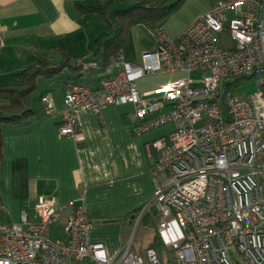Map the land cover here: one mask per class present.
<instances>
[{
	"label": "built area",
	"instance_id": "built-area-1",
	"mask_svg": "<svg viewBox=\"0 0 264 264\" xmlns=\"http://www.w3.org/2000/svg\"><path fill=\"white\" fill-rule=\"evenodd\" d=\"M152 32L156 47L139 63L120 54L118 71L98 88L70 82L57 127L75 138L77 107L121 103L133 106L136 133L171 124L147 144L153 194L134 213L125 244L109 256L88 240L93 224L83 204L38 196L37 220L21 211L18 222L0 221V264H264V0H214L179 33ZM170 73L165 84L139 90L143 76ZM249 77L255 89L234 93ZM41 102L48 107V95ZM147 214L161 250L133 252ZM52 224L61 228L56 238Z\"/></svg>",
	"mask_w": 264,
	"mask_h": 264
},
{
	"label": "crops",
	"instance_id": "crops-1",
	"mask_svg": "<svg viewBox=\"0 0 264 264\" xmlns=\"http://www.w3.org/2000/svg\"><path fill=\"white\" fill-rule=\"evenodd\" d=\"M103 1L0 0V84L16 82L14 73L38 62L39 55L47 56L50 62L58 61L63 52L78 59L92 58L94 39L105 29L103 21L97 14L78 13L74 5ZM129 2L114 0V7ZM155 47L152 30L134 24L121 55L128 62L139 63L142 54ZM118 69L112 62L104 69L81 75L63 69L50 78L39 77L30 95L33 113L19 125H1L0 221L18 222L21 211L30 220H37L38 196L59 204H83L93 224L88 240L102 242L109 256L118 254L131 231L130 214L153 194V156L147 144L172 126L136 133L131 119L133 106L121 103L107 104L98 112L77 107L75 138L57 130L67 85L80 81L98 88L102 79ZM174 77L171 73L149 74L137 85L139 90L148 91ZM42 95H48V107L41 102ZM8 101V95L0 92V104Z\"/></svg>",
	"mask_w": 264,
	"mask_h": 264
},
{
	"label": "trees",
	"instance_id": "trees-1",
	"mask_svg": "<svg viewBox=\"0 0 264 264\" xmlns=\"http://www.w3.org/2000/svg\"><path fill=\"white\" fill-rule=\"evenodd\" d=\"M178 2L179 0H131L124 7H114V0H104L98 5L76 3L74 7L78 13L97 14L105 25V29L94 39L93 57L78 59L63 52L58 61L50 62L47 56L39 55L38 62L14 73L16 82L0 84V92H5L9 98L7 104H0V166L3 157L1 125H19L33 113L30 95L36 89L39 77L50 78L63 69L79 72L78 75H81L82 72L106 68L121 54L131 25L142 24L151 30L157 26L162 27ZM87 62L96 63L98 68L84 69L83 63ZM149 245L161 250L156 236Z\"/></svg>",
	"mask_w": 264,
	"mask_h": 264
},
{
	"label": "rangeland",
	"instance_id": "rangeland-1",
	"mask_svg": "<svg viewBox=\"0 0 264 264\" xmlns=\"http://www.w3.org/2000/svg\"><path fill=\"white\" fill-rule=\"evenodd\" d=\"M175 1L176 0H169V2ZM212 1L214 0H179L176 8L162 23L163 29L172 35L179 33L197 14L204 12L211 5ZM126 5L127 4H120L117 7H124ZM101 25L105 27L103 23H101ZM147 83H151V80ZM255 87L256 82L254 77H249L234 84L233 91L236 94H249ZM50 235L52 238L61 235V228L58 224H52L50 226ZM155 235L154 216H152V214H147L134 232L132 251L138 253L142 252V250L154 240Z\"/></svg>",
	"mask_w": 264,
	"mask_h": 264
},
{
	"label": "water",
	"instance_id": "water-1",
	"mask_svg": "<svg viewBox=\"0 0 264 264\" xmlns=\"http://www.w3.org/2000/svg\"><path fill=\"white\" fill-rule=\"evenodd\" d=\"M133 217H134V214H130L129 220L131 221L133 219Z\"/></svg>",
	"mask_w": 264,
	"mask_h": 264
}]
</instances>
